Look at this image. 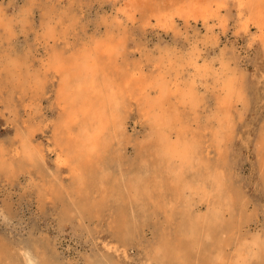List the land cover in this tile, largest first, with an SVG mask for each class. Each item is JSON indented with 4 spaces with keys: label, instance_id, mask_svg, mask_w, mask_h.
I'll use <instances>...</instances> for the list:
<instances>
[{
    "label": "rangeland",
    "instance_id": "rangeland-1",
    "mask_svg": "<svg viewBox=\"0 0 264 264\" xmlns=\"http://www.w3.org/2000/svg\"><path fill=\"white\" fill-rule=\"evenodd\" d=\"M125 2L0 0V164L15 160L14 150L21 141L28 142L29 136L34 139L30 144L39 145L44 156L41 167L23 165L24 169L13 164L6 172L0 170V253L8 249L22 264H27L25 253L36 259L45 254L54 264H87L89 259L108 254L116 264H158L151 258L149 244L176 229L179 218L170 219L165 205H159L158 211L154 204L147 205L148 210L139 215L137 231L127 235V240L113 235L109 210L90 218L63 212L58 192L69 195L75 188V176L58 165L60 78L47 67L54 55L84 53L96 42L109 39L121 41L124 50L118 62L122 66L142 67L152 79L167 78L170 88L174 81L181 88L192 82L194 69L188 65L192 56L199 55L200 63L213 64L218 80L209 76L197 83L195 110L180 102L179 96H172L167 105L177 114L172 137L180 129L205 142V160L220 176V193L212 207L199 200L205 196L185 195L198 213L219 210L222 232L238 230L241 238L264 242V49L251 39L255 28L249 35L243 32L235 0L218 7V18L226 23L210 20L207 27L213 30L179 18L173 27L158 26L153 16L146 20L137 14L132 21L120 11ZM166 69L170 70L168 77L160 76ZM226 81L234 82L240 99L229 112L230 132L217 145L213 136L223 111L219 99L225 95ZM126 121L130 142L124 144V154L132 161L150 151L146 141L151 127L136 104ZM143 143L145 147H140ZM212 192L207 189L204 195L210 197ZM230 247L228 251L233 250Z\"/></svg>",
    "mask_w": 264,
    "mask_h": 264
},
{
    "label": "bare ground",
    "instance_id": "bare-ground-1",
    "mask_svg": "<svg viewBox=\"0 0 264 264\" xmlns=\"http://www.w3.org/2000/svg\"><path fill=\"white\" fill-rule=\"evenodd\" d=\"M225 1L126 0L120 11L132 21L137 14L146 20L153 16L158 26L173 27L175 18H179L185 23L191 20L201 22L207 30H213L207 27L210 20L217 18L220 24L226 23L218 18V7ZM235 1L241 29L249 35L251 28H255V33L250 34L251 39L264 49V0ZM122 50L120 40H102L84 53L69 57L54 55L47 67L60 78L58 165L69 168L75 176V188L71 194L58 192L63 199V212L90 218L109 210L113 235L127 240V235L137 231L139 215L148 210L147 205L154 204L155 210L159 205H165L167 216L173 219L177 215L179 219L170 236L161 235L155 244H149L153 252L151 258L158 264H264L261 256L264 242L257 238H241L238 230L226 228L222 232L219 230L224 225L221 212L212 208L209 213H198L185 195L188 192L205 196L199 200L212 207L218 200L221 181L219 174L214 173L205 160V142L192 134L186 136L180 129H175L176 138L172 137L177 114L167 105L172 96H179L180 102L195 110L199 100L197 83L209 76L218 80L213 64L200 63L197 56H192L188 62L194 69L192 82L185 88H181L178 81L169 82L173 84L170 88L167 78L152 79L142 67L128 69L122 66L118 62ZM169 72L166 69L160 76L165 77ZM223 86L225 95L219 99L223 111L217 117L218 129L213 136L217 145L231 128L229 112L240 99L234 82L226 81ZM134 104L151 127L146 141L150 151H146V155L139 153L134 160L128 161L124 154V144L130 142L126 120ZM26 140L28 142L21 141V146L14 150L15 160L1 162L0 170L6 172L13 164L19 168L23 165L38 167L44 163L43 153L37 148L39 145L32 146L33 137ZM207 189L213 190L210 197L204 195ZM228 246L233 250L228 251ZM213 250L217 252L213 253ZM23 259L27 264H54L45 254L36 259L25 253ZM0 264L22 262L17 254L5 249L0 253ZM87 264H116V261L108 254L99 260L89 259Z\"/></svg>",
    "mask_w": 264,
    "mask_h": 264
}]
</instances>
